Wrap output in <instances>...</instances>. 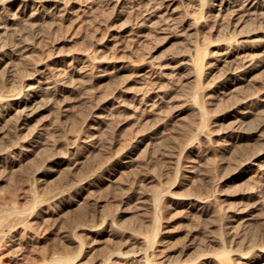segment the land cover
Here are the masks:
<instances>
[{
	"label": "bare ground",
	"instance_id": "1",
	"mask_svg": "<svg viewBox=\"0 0 264 264\" xmlns=\"http://www.w3.org/2000/svg\"><path fill=\"white\" fill-rule=\"evenodd\" d=\"M70 1L69 0H15V1L10 0L7 2L6 0L5 1L0 0V30L5 29L7 31L8 29L11 28L12 25L16 24L18 26L20 23H23L25 25L24 29H20L21 31L19 32L17 31L18 33H16V37L14 36L12 37V38H16V42L14 44L12 43L13 46L11 48L4 49L1 47L3 50H1L0 48L1 50L0 67L2 66L4 67L2 68L4 69V72H8V71L13 72L14 69L11 68V65L12 63L15 64L16 62V61L14 62L13 60L16 58L18 59L24 58L22 62H24V60L27 61V59L25 58L30 57L29 55H25L28 50H32L31 51L32 53L33 52L36 53L35 57L34 55H32V57L30 58H37L36 60L32 59L33 62H30L31 67L28 66L29 62L27 61L28 62L27 68L28 67L30 68V73H28V75L25 74L26 72L23 73L25 75L19 72L21 70L20 68L22 67H18L19 65L16 67L17 69L19 68L18 72L20 74L18 73V76L20 75L19 78L21 77V79L18 78L19 82L21 80V83H18L20 85V87L18 85L19 90H17L18 88H16V86H15L16 90L11 88L13 86H11L10 89L9 87H7L8 84L6 86V83H2L0 85V264H81V261L84 258L89 257L91 255L93 256L98 251L99 252L101 251L100 249L101 244L104 243V241L106 243V238L112 241L115 239H119L118 241L119 246L114 247L113 250L111 249V251L104 246L105 250L107 249L106 252L110 251L109 254L107 253V257L102 258L99 255V257L91 260L92 262L90 260L89 261L85 260L87 263L91 262L92 264H172L174 263V260H179V258L182 257L183 255L185 254L188 255L187 253L190 250L196 249L197 254L195 255V258H193V256H191V254L189 253L190 256H186L189 257L188 260L185 261L181 260L177 262L175 261L174 264H264V246L260 247V244L258 245L259 247L257 249L254 248L255 250L253 251L251 250L252 254L250 253L248 255L246 253L247 255H244L245 254L244 252V254H239L235 258H232L231 257L232 254L228 253L229 249L227 247L228 246L227 239L230 238L231 236L234 237V232L238 226L245 225L246 223L245 228L246 226L249 227L248 224L252 222V220L254 219L251 217V215H253L252 212L260 209L261 202H260L259 193H261L262 191L256 190L254 188L250 189L252 187H249L248 186L249 184H247V187L245 186L246 188L249 187V189L248 190L246 189V191L240 190L242 189L240 187L239 190L241 192L233 189L234 191H238L236 193L231 194V196L235 199V201L232 202L230 206L222 207L219 204L218 193H217L218 187L217 189L214 188V186L220 182L218 181L219 179H217L219 170L223 167H226L227 165L232 166L231 163L234 164L231 168V171L229 170V167L231 166L226 168L228 172L227 170H222L224 172H227L223 174L225 177V179H223L224 181H228V180H233L235 182L242 181L250 173H254V176L258 178V180L261 182V185L264 187V143H262L261 146H257L258 148L252 150H250L249 148L248 150L249 146H252V144H256V143H250L251 140L258 139L263 141L264 139L263 138L264 135L262 136V133H264L263 132L264 131V85H261L260 88L257 87L258 89L254 91L253 90L247 91V90H251V88H247V90L244 89L245 86L251 85L254 78H256L260 73L262 74L264 70V29L260 31L258 29L256 30L255 28H249L250 24H252L254 21L264 24V0H194L195 8L200 11V13L199 12L196 13L199 14H195V12L190 13V11L192 10V8H194V6L192 8L190 7V9L187 8L188 10H190L189 12H186L187 9L183 6H182L183 8L181 9L185 8L184 9L185 11L183 10L184 12L175 11L178 9V8L174 9V4L176 3V0H129V3H131L132 13H130L128 16L130 17V19L131 17L133 18L134 16L135 21H133V23H135L136 25L135 26L134 24L131 23L133 27L135 26V29L133 31L134 36L149 37L148 35L150 31H153L156 33L166 34L169 36V39L175 38V39L189 40L196 37L197 40L199 41L198 35L201 32H202L201 34H203V31L207 29L210 31L211 30L214 31L215 25L217 24V20L220 17H223L228 23V28L229 27L232 28L231 31L233 33L232 34L233 36H231L232 39H228V40L225 39L222 41L220 40L218 41L217 38H219V36L216 35L217 38L215 39H217L218 42L216 41L213 43L212 39L210 41L209 40L210 38L207 39L208 36L207 35H206L207 37L205 36V39L202 40L205 46L212 45L219 48L220 47L223 48V51L221 53L219 52L217 56H214L215 54H217L215 53L217 51L213 52L214 55L212 53H210L212 55L207 54L208 52L204 51L203 49V47L205 46L202 43H198V44H202L199 46L196 41L195 43H191V46L188 47L189 48L188 50L170 53L167 57L163 58L162 60L158 59L159 62L156 61L155 63L150 62L151 64L149 65L145 64L144 62L146 61L143 59L144 57L143 58L141 57L144 60L143 62L144 64L140 65L141 61L143 60L141 61L138 60L136 63L138 64L140 62L139 63L140 66L135 64L137 66L135 69L136 72L134 70L135 73L132 75L134 76L136 74L135 81L139 85L138 87L137 86L131 87L133 89L134 88L136 89L127 95L126 97L127 100L125 102L123 103L119 102V104L116 105L115 103L117 101L116 102L114 101L115 100L114 96H116V94L110 92L109 90V93L114 94V96H111L112 94L106 96V93H108V91L106 90V88L101 87L103 90L107 91L105 93L106 98L105 96H102L104 97V100H102L101 96H99V98L101 99L96 104L95 102H92L95 105L92 104L93 107L89 109L91 110L89 115L81 120L78 119L79 128L74 125L78 129L70 125L72 126L71 127L72 129L73 128L76 129L75 131L73 129L72 132L74 133L70 137L66 135V133L69 134V131L66 133L64 132L65 136H67V137L65 136L61 137L63 141L64 149L59 151L57 150V152H54L52 151V149H50L48 144H47L48 146L45 145L46 149L47 148L50 149V151L49 150L47 151L52 152V154L50 153L51 155L49 154L48 155L45 154L46 156L44 155L45 158L47 156L48 157L42 163L43 165L42 166L39 165L38 168L37 165L42 162L41 161L39 163L38 161L36 163L37 168L33 170L31 174L28 171L22 173L23 170L19 172L22 174V177L19 175L21 179L17 180L18 181L17 183L19 184L15 185L17 184L16 181L15 183H13L10 180L14 185V187L11 186L13 190L10 187L12 191L8 194L4 193V188L7 190L11 184L9 182L10 183L9 186L7 185L8 187L7 186L5 187L6 184H4V182L9 181L8 180L9 173L11 171L14 172L13 171L15 170L14 168L19 163L18 159L13 158L10 160L9 156L18 150H20V153L32 151L33 149H37L40 146H42L43 143L47 142L44 141L43 139L44 129L42 128V126L41 128H39L38 123L37 126L32 125L37 115L40 114L42 115V113L45 112L48 108L49 109L50 107L52 108L51 105L53 106L57 105L59 107V110H61L60 112H63V115L66 116L67 118V115L69 114L68 110L70 109L71 106L70 102L68 101V94H71L72 90L74 89L72 83H74L75 80H76V84L81 81L80 79L84 80L83 78L88 76L87 75L88 70H90L91 72V69H94L96 67L98 68L99 66L97 65V62H99L96 60L97 58H95V60L92 61V58L94 59V55H96V53L92 51L90 52V50L89 52L94 54L91 55L89 53L88 54L85 53L86 58L90 60L88 64L84 62L83 63L69 62L67 68L63 69V68H58L57 66L58 58H54L53 55L50 54L51 52L47 53L45 49L43 50L41 49V52H37L35 49L36 42L42 41L45 35L39 32L40 31L39 28H41L39 25L42 23H46L45 26L48 28L50 27L49 29L51 31H54V29L56 28L55 26L57 24H60L61 26V23H59L58 21L65 20L68 14L71 12L70 4H69ZM93 1H98L99 3L102 2V0H93ZM181 1L183 2V0ZM98 2H96V5ZM79 3L80 5H82L81 4L82 2ZM105 3L107 5L113 3L114 8L116 7L117 9L119 7H122L121 0H108ZM191 5L192 4H190V6ZM186 7H188V5H186ZM97 8L98 6L95 8V10ZM98 9H100V7ZM105 9H109V7H106ZM122 9L120 11H122ZM72 11L74 10L72 9ZM113 13L115 14V12ZM78 14L79 13H77L76 15L78 16ZM157 17L160 20L154 21V19ZM109 20L110 18H108V21ZM47 22L49 23L48 24L49 26L47 25ZM100 22L101 20L99 19L98 21L99 26H96L98 27V29H95L94 31L101 32L100 29L102 26L104 27L103 24L107 22V19L105 20L104 23H102L101 26H100L101 24ZM222 22H221V31L224 26V25L222 26ZM212 23L214 27H212ZM228 28H226V30H228ZM103 29L106 30L105 28ZM260 32H262V35L260 37L254 38V36ZM31 33L34 36L32 35L33 38L30 37L29 38L30 40L31 39L33 40H31L30 42L28 39V41L25 42L24 41L25 37L28 38L27 35ZM106 33L104 36L105 40L103 39V37L101 38L105 41L104 42L102 40L104 43L103 42L101 43L98 38L97 40H95L96 48L92 45L95 49H99L98 50L99 52L97 51L98 53L103 51L102 49H101L102 51H100V43L103 44V48L106 49L108 48V44L106 43L113 41L112 40L113 37H111L112 34L106 35ZM216 33L220 34V32L219 33L216 32ZM161 34L158 37L162 38ZM154 35L155 33L153 34V36ZM150 36L153 37L152 34H150ZM154 37H153L154 40L153 38L152 39L148 38L149 41L150 40L155 41V39H157L156 35ZM144 39L146 38H143V40ZM163 39L166 40V38ZM14 40L12 39V41ZM162 40L160 41L162 42ZM132 41L130 42L132 43ZM193 41L195 40L193 39ZM124 42L126 43V41ZM124 42H122V44ZM139 43H142V40ZM143 43H145V41H143ZM154 43H156V41ZM181 43L182 45L184 44L183 42ZM40 44L42 46V43ZM114 44H112V46ZM145 45L147 47V44ZM145 45H143L142 47L143 49L146 48ZM36 47H39V45ZM113 48L115 49V47ZM142 48H140V50ZM148 48H150V46ZM170 48L168 49L169 51H171ZM90 49L92 50V48ZM110 49L112 48L110 47ZM145 50L146 49H144V51ZM172 50L175 51L174 49ZM149 51L147 49L145 53ZM153 51H150V54ZM152 59L154 60L155 58ZM85 61H87V59ZM19 62H20V66H22L21 65L22 62L20 61V59ZM27 62L22 64H27ZM9 68H11V70H9ZM4 72L2 70V73ZM171 73H173L172 75H176V76L181 75V77H184V79L192 82L194 84L192 85V87L193 88L195 87L193 93L189 95L190 93L188 92L193 90V88L192 90L191 88H189L187 89L188 96L186 95L185 98L180 99L178 97V96L181 97L182 93L179 95L180 91L178 92L177 97L176 94L174 95V93L172 94L171 92H169L170 90L177 92V90L180 87V85L178 84L181 83V81H179V83L174 84L171 81L172 80L171 78H170L171 80L168 81L169 83L172 84L166 83V80L168 79V76ZM14 75H16V72L13 74V76ZM91 75L94 76L93 73ZM210 76H212L211 80L213 79L212 83L211 81L208 80L210 84L208 82L202 84L203 83L202 80ZM87 78L89 79V77ZM94 78L96 79L97 76ZM174 78L176 80V77ZM261 78L263 79L264 76H262ZM261 78H259V81L261 80ZM77 80L79 81L77 82ZM90 80L91 82H94L92 81L93 79L90 78ZM15 81H17L16 78ZM259 81L257 79V82ZM85 82L86 84L88 83L87 81ZM167 84L169 85V89L167 87L168 86ZM83 85L85 86V84H82V86ZM113 85L110 86L112 87ZM79 86L81 85L79 84ZM110 86L107 87V89L111 88ZM253 86L250 87L253 88ZM88 87H89V83H88ZM114 87L115 86H113L111 89L113 90ZM117 87L118 86H116V88ZM165 87H167L168 90ZM92 88H90L89 90L91 91ZM75 89L77 90V88ZM94 90H93L94 93L98 92L97 89L94 88ZM129 90H126V92L127 91L129 92ZM83 91L84 90H82V92ZM93 91L92 93H90V95L93 94ZM99 92L101 91L99 90ZM101 93L104 92L102 91ZM101 93L100 95H103ZM47 96H49V99H47ZM42 97H43L42 100L46 98L48 103L45 101L46 104L45 103L40 104L39 101H41L40 98ZM84 97L85 96L83 97L81 96L80 99ZM90 97L91 96H89L88 98ZM116 98H120V97H116ZM92 99L93 98H91V100ZM119 100L122 101V99ZM85 101L87 102V100ZM175 103L176 105H174L175 107H173V110L175 112V118L177 117H179V119L181 117L183 118V114L189 112L190 114L193 115V116L191 115L193 119L191 118L190 121L189 119H187L188 121L186 120L189 125L187 124L188 126L185 127L186 126V122H185V126L184 125L182 126L185 127V129L181 130L184 132L181 134L180 137L177 136V134L178 132L181 131L177 130L178 132L176 136L177 138H179L177 145H170L167 144L168 143L167 142L165 143L163 148L162 147L159 148V150L162 148V151L160 152V154H158L160 155L159 158L163 157V159L164 158L167 159L166 162L168 161L171 164V166L172 165L176 166L174 168V176L176 180H174V182L172 181L173 183L170 184L168 183L169 185H166L163 182V179L168 175V173L166 176L164 175L165 177L163 179L162 177H159V175L155 173L152 176L149 175L148 174L149 171L146 168L140 166V164H143L142 163L143 161L140 160L139 158L143 155L145 156V154H147V151L151 146H153L154 148L156 143H160L162 141V140L159 141L160 139H162V137L159 136L160 134L158 135L159 132L157 131V128H159L160 122L158 124L159 118H156V116L162 115L161 107H163L164 105H167V108H170L169 110L171 111V113H173L171 106ZM222 103L223 104L225 103V106ZM74 105L73 108L75 107ZM219 105L220 106L222 105L221 108ZM80 107L77 106L76 111H80L78 110V108ZM85 107H87V105H85ZM119 109L121 112L123 110L125 112L133 111V113H137V114L141 113L139 114V116L144 115L142 117L144 118L151 117V119H148L146 122H144L146 126L143 127V130L141 132L139 131L140 133L136 134V136L134 135L135 138L133 140L130 139L131 142H129L130 141L129 140L126 144H124L125 145L124 147L121 145L123 147L121 154L123 155L124 161H122V159L119 158L118 160L115 158L111 159L110 156H106L104 154L103 155L106 156L107 158L105 160L95 158V156L92 157L93 154L95 153L97 154V152L95 151L100 148V134H102V132H104L106 128H108L109 130L111 129V127L109 128V124L110 121H112L111 114L113 113V110L119 111ZM70 110L73 111V109ZM170 111L168 112L170 113ZM57 112L60 113L59 111H56V114ZM80 112L82 113V111ZM168 112H166V114ZM121 114L123 115V112ZM51 115L52 114H50V117ZM76 115L78 116L77 112ZM127 115H129V113H127ZM170 115L168 116V119L172 118V116ZM10 116H13V119L11 117L12 127L10 129H6V126H8L9 124L5 126V122L10 121L9 119ZM80 116L84 117L83 114L82 115L79 114V117ZM166 116L167 115H165V117ZM134 117L135 115L132 117V119ZM142 117H141V121H142ZM152 117L154 118V122L149 121L152 120ZM41 118L43 119V117ZM122 118H124V116ZM45 119H46V114H45ZM45 119H43L44 122ZM163 119L166 118L163 117ZM59 121L60 119L58 120L57 123H59ZM49 122L51 123V121ZM73 122L74 121L72 122L70 121L69 123H73ZM124 122L125 121L123 120V123ZM161 122H163V120ZM61 124L62 125L64 124L63 121ZM178 124L180 126L178 127L182 128L179 121ZM142 125L143 124H141V126ZM65 126L66 125L64 124V126L62 127L68 130L67 129L68 125L66 127ZM138 126L140 127V124L137 125V128L136 127L135 128L139 130L140 128H138ZM46 127L48 128V126ZM168 128H170V124ZM50 129H53V127H51ZM117 129L118 128H116V131ZM126 130L124 132H126L127 134L128 131ZM130 130L132 131L131 127ZM110 134L112 136V133ZM127 135H131V132H128ZM56 136L58 135L56 134ZM102 136H105V133H103ZM131 136L133 137V135ZM52 140H54V138ZM57 140H54V142ZM122 141L124 142V140ZM260 143H258V145H260ZM56 145L57 143L54 146ZM144 145L145 148L141 149ZM161 146L163 145L161 144ZM106 147L108 148L109 146ZM106 147L104 149H106L107 152ZM46 149L44 148V151L43 150L41 151L47 153ZM119 149H121V147ZM111 150L107 152V155L111 153ZM135 155L137 156L135 157ZM151 157H158V156L154 155ZM159 158L157 160H159ZM41 159L42 160L44 159L43 155ZM119 160H121L125 164L124 166V168H126L125 171H121L115 168V163ZM154 161L156 162V160ZM208 163L210 165H208L207 171L205 168V172L199 174L200 183H198V187L196 189L194 188V191L192 192L191 190L193 187V183H191V181L189 180L192 175L190 173L196 174L199 171L200 166L202 167L203 165L207 166ZM25 164L26 165L29 164V166H32V164L30 163H25ZM82 166L86 167V169L84 168L82 169L83 171L81 170ZM137 166H139L138 170H134ZM19 170L20 168H18V170L16 171ZM164 170H166V168ZM157 173L159 174V172ZM15 174H17V172H15ZM223 175L221 177H223ZM51 178H55V179L52 180L53 182L50 181L52 183L49 184V179ZM168 178L171 177L168 176ZM249 179L248 181L250 182ZM255 180L257 181V179ZM253 181L254 180H252L251 182ZM256 181H254L255 185L258 184V181L257 183ZM40 185H46L48 186V188H50L49 189L50 194L46 192L48 196H43V195L41 196L34 193L32 194L35 188L36 187L39 188ZM149 185L152 187L149 188ZM173 187H177L183 192L186 191V194L184 193L183 194L179 193L180 195L174 194V192H172ZM148 188L150 190V193L147 191ZM213 188L215 190H213ZM116 190H122V192L118 191L121 192L119 194V197H117L119 199L118 209L117 208L114 209L113 207L114 210L116 209L117 210L116 211L113 210L112 212L108 210L109 209L108 208L107 209L108 211L104 212L105 203L111 200V199L109 200L107 196L105 197V192L110 191L111 193L112 192L114 193L115 191L116 192L115 194H117ZM222 191H223L222 193L228 192V191L224 192V190ZM41 194H44L43 191ZM131 198L135 199L134 201L135 205L133 206L131 205L124 208L123 205L127 204L128 200H130ZM149 201L151 203V206H153V209L156 212L155 214L156 216L153 215L152 217L153 219H150V222H152V224L150 225L152 228L151 227L150 228L153 229L154 231L153 234H151L150 231L149 233L144 232V234H142L141 232L132 229L134 225L131 228L128 227L127 220L129 218L127 219V215L129 214V212H136L138 209H142L141 205H145V203L146 202L149 203ZM166 203H170L171 205L173 204L176 206L183 204L191 208V210H194L195 213L198 214L199 216H208L212 218L213 222H217L216 224L218 229L216 230L218 231V234L212 235L211 234L212 232L209 235L203 234V238L201 237L200 242H197L200 231L198 229L196 230L191 229L192 230L191 232L189 233L187 232L188 234L187 243L184 242L181 244L180 243L181 239H179L178 243L180 245L175 242H174L175 244H172V237H173V233L171 232L172 229L171 230L169 229V231L166 230V226H163L164 224L157 216V213H159L158 212L159 209H162V207H164ZM75 206L77 208L76 212H78L76 214L77 216L62 221L61 218L63 219V216L66 214L65 211L66 210L68 211V209L71 210V208ZM115 206H117V204H115ZM67 216H69V214ZM172 216L171 217L174 218V214ZM133 217L135 218L136 216ZM163 219L165 218L163 217ZM190 219L192 220V218ZM138 220L139 221L136 220L137 221L136 223L140 222V219ZM165 220L162 221L164 222ZM208 223L210 224V222ZM262 224L264 225V223ZM143 225L145 224H142V226ZM187 225L189 226V224ZM252 227L253 225L249 227L250 228L249 230H251ZM258 227L256 232L258 231ZM145 229H148V227H146ZM256 232L253 233L252 231L253 235L254 234L255 236L257 235L255 239L258 238V235L260 234V233L256 234ZM49 233L50 234L56 233V235H59L60 239L55 243L53 241V244H51L50 243L51 241L49 242L48 237L46 236ZM239 234L241 233H238V235L236 234V236H239ZM81 235H83V238L85 236L90 240L88 241L83 240ZM66 240H72L73 243L77 242L76 245H73V248L77 249V251L74 252L75 253L74 255L73 252H71L72 247H70L66 243ZM150 241L153 242L152 243L153 246L151 245L152 251L150 248H148L149 246L148 244L150 243ZM232 242H234V238L232 239ZM242 244L244 243L242 242ZM242 244L240 245L242 246ZM108 247L112 248L111 246ZM247 247H249V245H247ZM230 248L232 249L231 246ZM148 249H150L151 252L148 251ZM193 253L194 252H192V254ZM191 257L193 259H190ZM90 258L92 259L93 257H89L88 259Z\"/></svg>",
	"mask_w": 264,
	"mask_h": 264
},
{
	"label": "rangeland",
	"instance_id": "2",
	"mask_svg": "<svg viewBox=\"0 0 264 264\" xmlns=\"http://www.w3.org/2000/svg\"><path fill=\"white\" fill-rule=\"evenodd\" d=\"M3 1H5V0H3ZM7 2L8 1H10V0H6ZM12 1H15V0H12ZM70 1V0H69ZM74 1H76V2H74ZM86 1H87V3H86ZM90 1V2H89ZM72 0V1H70L69 2V4H70V13L68 14V16L66 17V19L65 20H63V21H58L59 23H61V26H60V24H57L55 27V29H56V31H55V29H54V31H51L48 27H46L45 25H46V23H42V24H40L39 26L41 27V28H39V32L41 33V34H45L44 35V39L42 40V41H38V42H36V44H35V49H36V51L37 52H41V49L43 50V49H45L46 50V52L47 53H49V52H51L50 54H52L53 55V57L54 58H58V63H57V66H58V68H67V66H68V63L70 62V63H79V62H84V63H86V64H88L89 63V61L90 60H88V58H86V54H91V55H93L94 53H96V55H94V59L92 58V61L93 60H95V58H97L96 60L97 61H99L100 62V60H101V62H100V64H99V62H97V65H99L98 66V68H97V70H96V68H94V69H91V72H90V70H88L87 71V75L88 76H86V77H84L83 79L85 80V81H87L88 83H89V87H88V83L86 84V82L84 81V80H82V79H80L81 81L80 82H78L79 80H77V84H76V80L74 81V83H72L73 84V86H74V89L72 90V93L71 94H68V101L70 102V104H71V106H70V109H73V111L72 110H68V115H67V118L68 119H70V120H68L67 118H66V116H64L63 115V112H60L61 110H59V107L57 106V105H51L52 106V108L50 107V109L48 108L45 112H43L42 113V115L40 114V115H37V117L35 118V120L33 121V123H35V124H33L32 123V125L34 126H37V123H38V126H39V128H41V126H42V128L44 129V133H43V139H44V141H47V142H45V143H43L42 144V146H40L39 148H37V149H33L32 151H28V152H25V153H20V150H18V151H15L14 153H12L10 156H9V159L11 160V159H13V158H16V159H18V165L14 168L15 170H13L14 172H10L9 173V181H6V182H4V184H6L5 185V187L8 185L9 186V184H10V186L8 187V189L6 190L5 188H4V193H6V194H8V193H10L12 190H13V188L11 187V186H13L14 187V185H13V183H15V181H16V183L18 182L17 180H20L21 179V177H22V174L21 173H19V172H21L22 170H23V172L22 173H24L25 171H28L30 174H31V172L33 171V170H35L37 167L39 168V165L40 166H42L43 164V162L45 161V159L48 157H46L45 158V154H49V155H51L52 154V152H49L50 151V149H52V151H54V152H57V150L59 151V150H63L64 149V147H63V141H62V139H61V137H64L65 136V133L66 132H68L69 131V134L68 133H66V135L67 136H71L74 132H72L73 131V129H74V131L76 130V129H78L79 128V123H78V119H83V118H85L86 116H88L89 115V113H90V111L91 110H89V109H91V107H93V105H95L101 98H102V100H104V97H102V96H105V93L108 91V93H109V90H110V92H112V93H115L116 94V96H114V94H108V93H106V96H109V95H111V96H114L115 97V104L116 105H118L119 104V102L120 103H123V102H125L126 100H127V95L130 93V92H132V91H134L136 88H131V87H138V83L135 81V77H136V74L134 75V76H132L135 72H136V65L135 64H137L136 62L138 61V60H145L146 62H144V60L143 61H141V63H140V65H142V64H147V65H149V64H151L150 62H152V63H155V61L156 62H159L158 61V59H160V60H162L163 58H165V57H167L170 53H173V52H177V51H186V50H188L189 48L188 47H190L191 46V43H195L196 41H197V44L198 43H202L204 46H205V44H204V42L202 41V40H204L205 39V36L207 37V39L208 38H210L209 40L211 41V39H212V41H213V43L214 42H216L217 41V39H218V41L220 40V41H222V40H225V39H232V37L231 36H233L232 34V28L231 27H229L228 28V23H227V21L223 18V17H220L218 20H217V24L215 25V30L214 31H210V30H205V31H203V34H199L198 35V39H199V41H201V42H199L198 40H197V38L196 37H194V38H192V39H189V40H183V39H175V38H170L169 39V36L168 35H166V34H161V33H156V32H153V31H150V33H149V37H137V36H134L133 35V31H134V29H135V23H133V21H135V19H134V16H133V14H132V16H133V18L131 17V19H130V17L128 16L130 13H132V8H131V3H129V0H121V5H122V7H119L118 9L115 7L114 8V4L113 3H111V4H109V5H107L105 2H107L108 0H102V2H98V1H93V0ZM92 1V2H91ZM180 1V2H179ZM184 1H185V4H184ZM189 1H190V3H189ZM73 2V3H72ZM79 2H82L81 4L82 5H80V3ZM93 2H94V5H93ZM96 2H98L97 3V5H96ZM107 5H105V4ZM181 3V4H180ZM187 3V4H186ZM74 4V5H73ZM101 4V5H100ZM181 6H180V5ZM190 4H192L191 6H190ZM93 5V6H92ZM186 5H188V7H186ZM92 8H91V7ZM98 6V8L100 7V9H96L95 10V8ZM102 6V7H101ZM104 6V7H103ZM126 8H124V7ZM185 7L186 9L188 8V9H190V7L192 8L193 6H194V8H192V10L190 11V10H186V12H189L190 11V13H193V12H195V14H199L200 13V11L199 10H197L196 8H195V1L194 0H183V2L181 1V0H176V3L174 4V9H176V8H178L177 10H175V11H177V12H184L185 10V8L184 9H181V8H183V7ZM106 7H109V9H105ZM114 8V9H113ZM123 8V9H122ZM72 9L74 10V11H72ZM94 9V10H93ZM122 9V11H120ZM180 9V10H179ZM196 9V10H195ZM82 10V11H81ZM124 10V11H123ZM127 10V11H126ZM184 10V11H183ZM78 11V12H77ZM85 11V12H84ZM88 11V12H87ZM92 11V12H91ZM131 11V12H130ZM87 12V13H86ZM113 12H115V14L113 13ZM122 12V13H121ZM128 12V13H127ZM196 12H199V13H196ZM77 13H79L78 14V16L76 15ZM82 13H83V16H82ZM125 13V14H124ZM74 14V15H73ZM91 14V15H90ZM115 16H114V15ZM85 15V16H84ZM121 15V16H120ZM71 16V17H70ZM81 16V17H80ZM72 18V19H71ZM105 18V19H104ZM108 18H110V20L108 21ZM223 18V19H222ZM75 19V20H74ZM93 19H94V21H93ZM99 19L101 20V24H100V26L102 25V23H104L105 22V20L107 19V22H105L103 25H104V27L103 28H105L106 30H104L102 27H101V32H99V31H94L95 29H98V27H96V26H99L98 25V21H99ZM104 19V20H103ZM98 20V21H97ZM102 20H103V22H102ZM158 20H160L158 17L157 18H155L154 19V21H158ZM225 22H224V21ZM132 21V22H131ZM223 21V22H222ZM64 22V23H63ZM96 22V23H95ZM221 22H222V26H223V29H222V31H221ZM62 23H63V25H62ZM107 23V24H106ZM134 24L135 26L133 27L132 26V24ZM215 23V22H214ZM224 23V24H223ZM23 23H20L18 26L15 24V25H12L11 26V28L10 29H8L7 31L5 30V29H1L0 30V48L2 47V48H4V49H7V48H11L12 46H13V44L16 42V38H12L13 36L14 37H16V33H18L19 31H21L20 29H24V27H25V25L23 24ZM49 23L47 22V25H48ZM94 24V25H93ZM97 24V25H96ZM21 25H22V27H21ZM59 25V26H58ZM264 24L263 23H260V22H256V21H254L252 24H250V27L249 28H255L256 30L258 29V30H260V31H262L263 29H264ZM19 26H20V28H19ZM49 26V25H48ZM106 26V27H105ZM110 26V27H109ZM254 26V27H253ZM261 27V28H259V27ZM27 27V26H26ZM124 27V28H123ZM212 27H214V25H213V23H212ZM258 27V28H257ZM263 27V28H262ZM18 28V29H17ZM60 28V29H59ZM108 28V29H107ZM133 28V29H132ZM226 28H228V30H226ZM47 29H48V31H47ZM130 29H131V31H130ZM219 29V30H218ZM231 29V30H230ZM50 30V31H49ZM102 30H103V32H102ZM110 32H108V31ZM123 30V31H122ZM18 31V32H17ZM45 31H46V33H45ZM58 31V32H57ZM106 31H107V33H106ZM207 31V32H206ZM230 31V32H229ZM3 32V33H2ZM43 32V33H42ZM49 32H51V33H49ZM131 32V33H130ZM152 32V33H151ZM205 32V33H204ZM216 32H220V34H217ZM231 33V34H229V33ZM29 33H30V31H29ZM53 33V34H52ZM105 33H106V35L108 34H112V36L111 37H113V41H110L109 43H106V44H108V48H103V44H101L105 39H104V36H105ZM129 33H130V35H129ZM155 33V35H156V38L158 39H155V41H156V43H154L155 41H153L154 40V36H153V34ZM210 33V34H209ZM225 35H224V34ZM11 34H12V36H11ZM47 34V35H46ZM150 34H152V36L154 37H151L150 36ZM160 34H161V37L162 38H160V37H158V36H160ZM212 34V35H211ZM33 34L31 33V34H28L27 36H28V38L27 37H25V39H24V41L26 42V41H28V39H29V41L31 42V40H33V39H31L30 40V38H33V36H32ZM103 35V36H102ZM117 35V36H116ZM219 36V38H217V36ZM262 35V32H260V33H258L257 35H255L254 36V38H256V37H260ZM32 36V37H31ZM46 36H48V37H46ZM127 36V37H126ZM216 36V37H215ZM30 37V38H29ZM103 37V39H101ZM116 37H118V38H116ZM121 37V38H120ZM132 37H134V38H132ZM168 37V38H167ZM221 37H222V39H221ZM26 38H27V40H26ZM99 38V40H100V51H102V52H100V53H98L99 51V49H95L96 47V41L95 40H97ZM125 38V39H124ZM129 38V39H128ZM137 40H136V39ZM143 38H146V39H144L143 40ZM152 39L153 38V40H150L149 41V39ZM160 38V39H159ZM163 38H166V40H164ZM201 38V39H200ZM215 38H217V39H215ZM12 39L14 40V41H12ZM119 39V40H118ZM127 39V40H126ZM134 39V40H133ZM164 41H163V40ZM193 39L195 40V41H193ZM98 40V41H99ZM103 40V41H102ZM123 40V41H122ZM133 40V41H132ZM142 40V43H139L140 41ZM146 40H148V41H146ZM160 40H162V42L160 41ZM183 40V41H182ZM97 41V42H98ZM116 41V42H115ZM120 41H122V42H124V41H126V43L124 42L123 44H122V42H120ZM130 41H132V43L130 42ZM143 41H145V43H143ZM166 41V42H165ZM217 41V42H218ZM105 42V41H104ZM103 42V43H104ZM120 42V43H119ZM135 42V43H134ZM150 42H152V43H150ZM178 42V43H177ZM181 42H183L184 44L182 45V43ZM186 42V43H185ZM13 43V44H12ZM40 43H42V46H41V44ZM92 43V44H91ZM115 43V44H114ZM151 44V45H149V44ZM160 45H159V44ZM112 44H114L113 46H112ZM127 44V45H126ZM140 45V46H138V45ZM145 44H147V47H146V45ZM202 44H198L199 46L200 45H202ZM39 45V47H36V46H38ZM95 47H93V46ZM115 45H118V46H115ZM143 45H145V47L146 48H144V49H146L145 51H147V49H148V51L150 50V51H153L151 54H150V51L149 52H147V53H145V51H144V49L142 48L143 47ZM150 46V48H148L149 46ZM158 45V46H157ZM48 46H49V48H48ZM156 48H155V47ZM170 46H171V48H170ZM209 46V47H208ZM40 47H42V48H40ZM46 47V48H45ZM110 47L112 48V49H110ZM113 47H115V49L113 48ZM117 47V48H116ZM155 49H154V48ZM159 47V48H158ZM169 47L170 48V50L171 51H169L167 48ZM1 48V50H3ZM48 48V49H47ZM90 48H92V50L90 49ZM119 48V49H118ZM140 48H142L141 50L143 51V53H142V51L140 50ZM166 48V49H165ZM102 49V50H101ZM137 49H139V50H137ZM172 49H174L175 51H173ZM203 49H204V51H207L208 53L207 54H209V55H214V53L213 52H215V51H217V52H215V53H217V54H215L214 56H217L218 54H219V52L221 53L222 51H223V48L222 47H216V46H212V45H206L205 47H203ZM0 50V51H1ZM89 50H90V52L92 51V52H94L93 54L92 53H90L89 52ZM96 50V51H95ZM112 50V51H111ZM158 50V51H157ZM209 50H211V51H209ZM32 50H28L27 51V53L25 54V55H29L30 57H32V55H34V57L36 56L35 54V52H31ZM98 51V52H97ZM137 51H141L140 53L139 52H137ZM164 51V52H163ZM82 53V54H81ZM86 53V54H85ZM210 53H212V54H210ZM100 54V55H99ZM143 54H144V56H143ZM74 55V56H73ZM84 55V56H83ZM97 55H99V56H97ZM152 55V56H151ZM77 56V57H76ZM82 56V57H81ZM145 56H146V58H148V59H146L145 58ZM25 58V59H27V61L29 62V65H28V62L27 61H25L24 60V62H22L23 61V59L22 58H19L20 59V61L22 62V63H26L27 62V64H22L21 63V65L22 66H20V62H19V59L18 58H16V59H14L13 61L15 62V64H13L12 63V65H11V68L12 69H14V71L16 72V75H14L13 76V74L15 73L14 71V73L13 72H10V71H8L9 72V74H8V72H4V69H2V68H4L3 66L2 67H0V80L2 81H0V85L2 84V83H6V86H7V84H8V86L7 87H11V86H13V87H11L12 89H14V90H16V88H18L17 90H19V87H20V85L18 84V83H21V80H20V82H19V79H21V77L19 78V76H18V73L20 72L21 74H23V73H25L26 75H28V73H30V68L29 67H31V64H30V62H33L32 61V59H37V58ZM80 57V58H79ZM143 59H142V58ZM162 57V58H161ZM99 58H100V60H99ZM106 58V59H105ZM140 58V59H139ZM152 58H155L154 60L152 59ZM83 59V60H82ZM87 59V61H85ZM77 60V61H76ZM12 61V62H13ZM148 61V62H147ZM60 62V63H59ZM144 62V63H143ZM139 63L137 64L138 66H140L139 65ZM127 64V65H126ZM132 64V65H131ZM19 65V66H18ZM27 65L29 66L28 68H27ZM125 65V66H124ZM22 67V68H20L21 70L18 72V70H19V68L17 69L16 67ZM25 66H26V68H25ZM123 66V67H122ZM126 66H128V67H126ZM131 66H132V68H131ZM117 67V68H116ZM11 68H9V70H11ZM17 70H16V69ZM24 68V69H23ZM116 68V69H115ZM120 68V69H119ZM126 69V70H125ZM2 70H3V72L5 73H2ZM25 70H27V71H25ZM131 70V71H130ZM134 70H135V72H134ZM263 72H264V70H263ZM263 72H262V74L260 75H258L256 78H254V80H253V82H252V84L254 85L255 84V82H256V84L253 86L252 84L251 85H248V86H245L244 87V89H246L247 90V88H251V90H247V91H254V90H257L258 88H260L261 87V85H264V82H262V81H264V78L262 79L261 77L262 76H264V74H263ZM7 73V74H6ZM11 73V74H10ZM13 73V74H12ZM19 73V74H20ZM93 73V75L94 76H92L91 74ZM25 74H23V75H25ZM173 73H171V74H169V76H168V79L166 80V83H168V84H172V83H169V81L168 80H171L174 84H177V83H179V81H181V83H179L178 85H180V87H179V89L177 90V92L176 91H172V90H170L169 92H171L172 94L174 93V95L176 94V97L178 96V92H179V95L181 94V97L180 96H178L180 99L181 98H185L186 97V95L188 94V93H190L189 95H191V93H193V91L195 90V87L193 88L192 87V85H194L192 82H190L189 80H186V79H184V77H181V75H172ZM12 75V76H11ZM22 75V76H23ZM101 75V76H100ZM97 76V78L95 79L94 77H96ZM261 76V77H260ZM14 77V78H13ZM87 77H89V79L87 78ZM131 77H132V79H131ZM173 77V78H172ZM174 77H176V80H175V78ZM211 77L212 76H210V77H208V78H206V79H203L202 80V84H204V83H207L208 82V80L209 81H211V83H212V81H213V79L211 80ZM9 78H10V80H9ZM15 78H16V80L17 81H15ZM19 78V79H18ZM90 78L91 79H93L92 81H94V82H91V80H90ZM101 78V79H100ZM171 78V79H170ZM179 78V79H178ZM259 78H261V80L259 81ZM88 79V80H87ZM95 79V80H94ZM134 79V80H133ZM184 79V80H183ZM257 79H258V81L259 82H257ZM90 80V81H89ZM174 80H175V82L176 81H178V82H174ZM256 80V81H255ZM84 81V82H83ZM132 81V82H131ZM134 81V82H133ZM168 81V82H167ZM184 81V82H183ZM11 82H12V84H11ZM85 84V86L83 85L82 86V84ZM111 83H113V84H111ZM209 84H210V82H208ZM75 84V85H74ZM79 84L82 86H79ZM167 84V85H168ZM18 85H19V87H18ZM77 85H78V87H77ZM110 85H113V86H115L114 88H116V86H118L116 89H114L113 88V90H114V92H113V90L111 89L112 87L110 86ZM135 85V86H134ZM183 85V86H182ZM206 85V84H205ZM15 86H16V88H15ZM91 86V87H90ZM111 87V88H108L107 89V87ZM120 86H121V88H120ZM250 86H253V88L252 87H250ZM93 87V88H92ZM106 88V90L107 91H105V90H103L102 88ZM123 87V88H122ZM125 87V88H124ZM168 87V89H169V85L167 86ZM167 87H165L166 89H167ZM187 87V88H186ZM255 87V88H254ZM258 87V88H257ZM10 88V89H11ZM75 88H77V90L75 89ZM79 88V89H78ZM85 88V89H84ZM90 88H92L91 89V91L89 90ZM94 88L95 89H97V91L98 92H95L94 93V91H96V90H94ZM100 88V89H99ZM128 88V89H127ZM189 88H191V90H192V88H193V90L192 91H190V92H188L187 91V89H189ZM81 89V90H80ZM102 89V90H101ZM130 89V90H129ZM167 89V90H168ZM182 89H183V91H182ZM75 90V91H74ZM79 90V91H78ZM82 90H84L83 92H82ZM94 90V91H93ZM99 90L102 92H104V93H101V92H99ZM124 90V91H123ZM126 90H129V92L127 93L126 92ZM185 90V91H184ZM245 90V91H246ZM92 91H93V94H91L90 95V93H92ZM116 91V92H115ZM120 92V93H119ZM185 92V93H184ZM188 92V93H187ZM79 93H80V95L83 97V96H85L84 98H82V99H80L81 98V96L79 95ZM100 93L101 94H103V95H100ZM123 93H125V94H123ZM122 94H123V96H122ZM184 94H185V96H184ZM77 95V96H76ZM94 97H93V96ZM80 96V97H79ZM89 96H91L90 98H88ZM99 96H101V98H99ZM106 96H105V98H106ZM188 96V95H187ZM70 97H71V99H73V100H71L70 99ZM73 97V98H72ZM116 97H120V98H116ZM122 97V98H121ZM91 98H93L92 100H91ZM41 99V101H43V102H41V101H39V103L41 104H43V103H45L46 104V102H47V100H46V98H44V100H42L43 99V97L42 98H40ZM47 99H49V96H47ZM78 99V100H77ZM81 101H80V100ZM118 99V100H117ZM119 99H122V101H120ZM75 100H77V101H79V102H77V101H75ZM85 100H87V102L85 101ZM46 101V102H45ZM71 101H72V103H71ZM76 103H74V102ZM85 101V102H84ZM84 102V103H83ZM92 102H95V104L94 103H92ZM48 103V102H47ZM86 103V104H85ZM75 104V105H74ZM79 104H81V105H79ZM84 104V105H83ZM89 104V105H88ZM93 104V105H92ZM223 104V103H222ZM73 105L76 107H74L73 108ZM85 105H87V107H85ZM91 105V106H90ZM174 105H176V103L175 104H173L171 107V109H172V112L173 113H171V111L169 110L170 108H167V105H164L163 107H161V113H162V115H157L156 116V118H159L158 119V124H159V122H160V124H159V128H157V131L159 132L158 133V135L160 136V137H162V139H160L159 141H161L160 143H156V145L154 146V148H153V146H151L150 148H149V150L147 151V154H145V156H146V158H145V156L143 155V156H141L139 159L140 160H142L143 162V164H140V166L141 167H144V168H146L148 171H149V175H154V173L155 174H157V175H159V177H162V179L167 175V173H168V175L163 179V182L166 184V185H169L170 183H173L174 182V180H176L175 179V176H174V168L176 167L175 165H172L171 166V164L168 162H166V160L167 159H163V157L161 158H159V156L160 155H158V154H160V152L162 151V148L164 147V145H165V143H167V144H170V145H177V142L179 141V138H177V136H181V134L184 132V131H181V130H184L185 129V127H187L189 124H188V120L187 119H189V121H190V119L192 118L193 119V117H191V115L192 114H190L189 112H187V113H185V114H183V118L181 117L180 119H179V117H177V118H175V112H174V110H173V107H175ZM224 106H225V103L223 104ZM77 106H81L80 108L82 109H80V108H78V110H80V111H82V113L80 112V111H76L77 110ZM110 106H112V105H110ZM220 106V105H219ZM222 106V105H221ZM221 106H220V108H221ZM85 108V109H84ZM75 109V110H74ZM121 109V108H120ZM120 109H119V111H114L113 110V115L111 114V118H112V121H110V124H109V128L111 127V131L108 129V128H106V130L104 131V132H102V134L103 133H105V136H107V137H105V136H102V134H100V150L99 149H97L95 152H97V154L95 155V154H93V156L92 157H94L95 156V158H99V159H107L106 158V156H110L111 157V159L112 158H115V159H117L118 160V158L119 159H122V161H124V158H123V155L121 154V152H122V149H123V147L125 146L124 144H126L130 139L131 140H133L135 137H134V135L136 136V134H138V133H140L142 130H143V127H145L146 126V124H144V122H146L148 119H151V117H149V118H144V117H142V116H144V115H142V116H139V114H141V113H133V111H123L122 110V112H123V115L121 114L122 112L120 111ZM164 109V110H163ZM50 110V111H49ZM83 110H84V113H83ZM170 111V113L168 112V111ZM56 111H59L60 113H58L57 112V114H56ZM89 111V112H88ZM73 114H72V113ZM76 112L78 113V116L76 115ZM80 112V113H79ZM118 112H120V113H118ZM132 112V113H131ZM166 112H168L167 114H166ZM127 113H129V115H127ZM163 113H165V114H163ZM189 113V114H188ZM45 114H46V119H45ZM50 114H52L51 115V117H53V118H51L50 117ZM72 114V115H71ZM79 114H83V116L84 117H79ZM170 114H172V115H170ZM60 115H62V116H60ZM127 115V116H126ZM135 115V117L132 119V117ZM165 115H167L166 117H165ZM172 116V118H170V119H168V116ZM43 117V119H45V122H44V120L41 118V117ZM124 116V118H122V117ZM140 118H138V117ZM164 118H166V119H163V117ZM173 116H174V118H173ZM193 116V115H192ZM11 117H12V119H13V116H10V121H9V119H8V121L9 122H5V126L6 125H8V126H6V129H10L12 126H11V123H12V119H11ZM60 117H62V118H60ZM74 117H77V118H74ZM79 117V118H78ZM122 118V119H120V118ZM141 117H142V121H141ZM188 117H190V118H188ZM38 118V119H37ZM51 118V119H50ZM126 118V119H125ZM130 118V119H129ZM162 118V119H161ZM186 118V119H185ZM38 120V122H37V120ZM41 119V120H40ZM60 119V121H59V123L61 122L62 123V121H63V123L67 126L68 125V130H66V128H64V127H62V126H64V124L62 125L61 123V126H60V124L59 123H57L58 122V120ZM61 119H62V121H61ZM119 119V120H118ZM129 119V120H128ZM173 119H174V121H173ZM179 119V120H178ZM39 120H40V122H39ZM43 120V121H42ZM53 120V121H52ZM117 120H118V122H117ZM123 120L125 121L124 123H123ZM133 120H134V122H133ZM135 120H136V122H138V123H136L135 122ZM159 120H163V122H161V121H159ZM187 120V121H186ZM49 121H51V123L49 122ZM55 121H56V123H55ZM68 121V122H67ZM72 122V121H74L73 123H75V124H73V123H69V122ZM140 121V122H139ZM150 122L152 121V122H154V118L152 117V120H149ZM165 121V122H164ZM178 121H179V123H180V125H181V127L184 125L185 126V122H186V126L185 127H182V128H179L180 126H179V124H178ZM192 121V120H191ZM50 124H49V123ZM52 122H53V124H52ZM113 123V126H112V123ZM121 122H122V124H121ZM149 122V123H150ZM7 123V124H6ZM40 123V124H39ZM45 123V124H44ZM68 123V124H67ZM116 123H117V126H116ZM127 123V124H126ZM136 125H135V124ZM177 123V124H176ZM43 124H44V127H43ZM57 124V125H56ZM121 126H120V125ZM140 124V127L138 126V128H140L139 130L138 129H136L137 128V125H139ZM141 124H143L142 126H141ZM169 124H170V128H168L169 127ZM188 124V125H187ZM56 125V126H55ZM70 125H72L73 127H78V128H71L72 126H70ZM75 125V126H74ZM78 125V126H77ZM131 125H135L134 127L133 126H131ZM163 127H161V126ZM168 125V126H167ZM46 126H48V128L46 127ZM58 126H59V128H58ZM65 126V127H66ZM120 126V127H119ZM179 126V127H178ZM8 127V128H7ZM51 127H53V129H50ZM55 127H56V129H55ZM130 127H131V129H132V131L130 130ZM133 127V128H132ZM136 127V128H135ZM166 127V128H165ZM60 128H62V129H60ZM71 128V129H70ZM116 128H118L117 129V131H116ZM135 128V129H134ZM173 128H174V130H173ZM46 129V130H45ZM59 129V130H58ZM63 129H64V131H63ZM70 129V130H69ZM108 129V130H107ZM112 129H113V131H112ZM122 129H123V131H122ZM126 129H128V130H126V131H128V132H131V135H133V137L131 136V135H127L128 134V132H127V134H126V132H124ZM180 129V130H179ZM52 130V131H51ZM55 130V131H54ZM61 130V131H60ZM136 130V131H135ZM163 130H164V132H163ZM173 130V131H172ZM181 131V132H178V131ZM49 131V132H48ZM54 131V132H53ZM70 131H71V133H70ZM114 131H116V132H114ZM137 132V133H135V132ZM140 131V132H139ZM168 131V132H167ZM48 132V133H47ZM60 134H59V133ZM65 132V133H64ZM162 132H163V134H162ZM177 132H178V134H177ZM264 132V131H263ZM52 133H54V134H52ZM107 133V134H106ZM110 133H112V136H111V134ZM119 133H121V134H118ZM168 133V134H167ZM56 134L58 135V136H56ZM115 134V135H114ZM122 134H124V135H122ZM130 134V133H129ZM165 134V135H164ZM176 134H177V136H176ZM180 134V135H179ZM126 135V136H125ZM171 137H170V136ZM175 135V136H174ZM264 135V133H262V136ZM67 136H65V137H67ZM120 136H123V137H120ZM169 136V137H168ZM59 137V138H58ZM105 137V138H104ZM114 137V138H113ZM129 137V138H128ZM132 137V138H131ZM165 137V138H164ZM169 139H168V138ZM47 138V139H46ZM54 138V140H57V138H58V140L57 141H55L56 143H57V145L56 146H54L56 143L54 142V140H52ZM107 138V139H106ZM264 138V137H263ZM46 139V140H45ZM51 139V140H50ZM61 139V140H60ZM118 139V140H117ZM174 139H175V141H176V143H175V141H174ZM60 140V141H59ZM114 140V141H113ZM122 140H124V142L122 141ZM131 140L129 141V142H131ZM170 142H169V141ZM43 141V142H44ZM105 141V142H104ZM108 141V142H107ZM158 141V142H159ZM173 141H174V143H173ZM114 142V143H113ZM116 142V143H115ZM122 142H123V144H122ZM261 142V143H260ZM49 143H51V144H49ZM54 143V144H53ZM59 143V144H58ZM108 143V144H107ZM113 143V144H112ZM120 143V144H119ZM250 143H256V144H252V146H249L248 147V150H249V148H250V150H252V149H255V148H258L257 146H261V144L262 143H264V139H263V141H261V140H258V139H253V140H251L250 141ZM258 143H260V145H258ZM49 145V147H50V149L49 148H47L46 149V146H48ZM102 144V145H101ZM107 144V145H106ZM110 144V145H109ZM161 144L163 145V146H161ZM44 145V146H43ZM46 145V146H45ZM120 145V146H119ZM123 147H122V146ZM106 146H109L108 148L106 147ZM255 146V147H254ZM57 149H56V148ZM107 148V152L109 151V150H111V153L110 154H108L107 155V152H106V149H104V148ZM121 147V149H119V148ZM160 147H162L160 150H159V148ZM41 148H43V149H41ZM44 148L46 149V151L47 150H49V151H47V153L45 152H42L41 150H43L44 151ZM115 148V149H114ZM118 148V149H117ZM145 148V145L141 148V149H144ZM154 150V151H153ZM158 150V151H157ZM118 151V152H117ZM39 152V153H38ZM41 152V153H40ZM49 152V153H48ZM53 152V153H54ZM98 152H100V153H98ZM116 154H115V153ZM149 152H151V153H149ZM17 153V154H16ZM39 155H38V154ZM44 153V154H43ZM51 153V154H50ZM117 153H118V156H117ZM106 155V156H104V155ZM112 154H113V156H112ZM25 155V156H24ZM35 155V156H34ZM36 155H38V156H36ZM41 155V156H40ZM42 155H43V160L41 159L42 158ZM45 155V156H44ZM148 155V156H147ZM154 155H157L158 157H151V156H154ZM30 156V157H29ZM104 156V157H103ZM116 156H117V158H116ZM137 155H135V157H136ZM184 156H187V155H184ZM22 157V158H21ZM34 157V158H33ZM37 157V158H36ZM103 157V158H102ZM212 157H214V156H212ZM20 158V159H19ZM33 158V159H32ZM40 158V159H39ZM145 158V159H144ZM159 158V160H161V161H159V160H157ZM36 159V160H35ZM93 159V158H92ZM154 160H156V162L154 161ZM21 161V162H20ZM28 161V162H27ZM36 161V162H35ZM39 161V163L40 164H36L37 162ZM121 160H119V161H117L116 163H115V168L116 169H118V170H121V171H125L126 170V168H124V166H125V164L122 162ZM157 161H159V162H157ZM211 161V160H210ZM163 162V163H162ZM25 163H30V164H32V166H29V164H25ZM145 163V164H144ZM157 163H159V164H157ZM161 163V164H160ZM22 164H23V166H22ZM154 164V165H153ZM169 164H170V166H169ZM232 164V166L234 165L233 163H231ZM21 165V166H20ZM36 165H37V167H36ZM123 165V166H122ZM142 165H144V166H142ZM146 165V166H145ZM164 165V166H163ZM208 165H210L209 163L207 164V166L205 165H203V167L202 166H200L199 167V171L195 174V173H190V174H192L191 175V177H190V181H191V183H193V187H192V192L194 191V188L196 189L197 187H198V183H200V177H199V174L200 173H202V172H205V168H206V171H207V167H208ZM33 166H35V167H33ZM160 166H161V169H160ZM229 166H231V165H229ZM228 165L226 166V167H223V168H221L220 170H219V174H218V178L217 179H219L218 181H220L218 184H216L215 186H214V188L215 189H217V187H218V189H217V193H218V199H219V204L222 206V207H226V206H230L231 205V203L232 202H234L235 201V199L231 196V194H233V193H236V192H241L240 190H245L246 191V189L248 190L249 189V187H252V188H250V189H256V190H260V191H262L261 193H259V195H260V202L262 203H260V209L259 210H256V211H253L252 212V214L253 215H251V217L252 218H254L253 220H252V222H250L248 225H249V227H251L252 225H253V227L251 228V230L253 231V233H255L256 232V230H257V227H258V231L256 232V234H259L258 235V238H256L255 239V237L257 236H255V234L253 235V233H252V231L251 230H249L250 228L248 227V226H246V228H245V225H246V223H245V225H241V226H238L237 228H239V229H237L236 228V230H238V231H236L235 230V232H234V237L233 236H231L230 238H228L227 239V247H228V253L230 254H232L231 255V257L232 258H235V257H237L239 254H244V252H245V254L244 255H249L250 253L252 254V251L253 250H255V249H257L259 246V244H260V247H263L264 246V243H263V241H264V225L262 224V223H264V187L261 185V182L258 180V178H256V176H254V173H250L244 180H242V181H233V180H228V181H224L223 179H225V177H224V173H227L228 172V170L226 169V168H228L229 167ZM232 166L231 167H229V170L231 171V168H232ZM86 167H87V165H86ZM86 167L85 166H82V168H81V170L84 168V169H86ZM154 167V168H153ZM156 167V168H155ZM162 167H163V169H162ZM166 168V170H164L165 168ZM170 167V168H169ZM18 168H20V170L19 171H16V170H18ZM138 168H139V166H137L134 170H138ZM158 168V169H157ZM153 169H155V170H152ZM202 169H204V170H202ZM31 170V171H30ZM81 170H80V172H81ZM158 170V171H157ZM161 170V171H160ZM222 170H227V172H224V171H222ZM83 171V170H82ZM151 171V172H150ZM164 171V172H163ZM169 171V172H168ZM229 171V172H230ZM15 172H17V174H15ZM157 172H159V174L157 173ZM170 172H171V175H173V176H171L170 175ZM220 172H222V173H220ZM151 173V174H150ZM15 175V177H14V175ZM11 175V176H10ZM21 177H20V176ZM165 175V176H164ZM223 175V177H221ZM225 175H227V174H225ZM254 176V178H253V176ZM168 176L169 177H171V178H168ZM219 176H220V178H219ZM251 176H252V178H251ZM198 177V178H197ZM14 178V179H13ZM191 178H192V180H191ZM250 178V179H249ZM55 178H51V179H49V184L50 183H52L53 181L52 180H54ZM58 179V178H57ZM248 179L250 180V182L248 181ZM255 179H257V181H258V184L257 185H255L254 184V181H256ZM13 182H11V181ZM222 180V181H221ZM252 180H254L253 182H251ZM50 181H52V182H50ZM173 181V182H172ZM257 181H256V183H257ZM10 182V183H9ZM20 182V181H19ZM246 182V183H245ZM248 182V183H247ZM260 182V183H259ZM169 183V184H168ZM19 183H17V184H15V185H18ZM196 184V185H195ZM223 184V185H222ZM247 184H249L248 186V188H246L247 187ZM236 185V186H235ZM238 185V186H237ZM240 185V186H239ZM243 187H242V186ZM195 186V187H194ZM246 186V187H245ZM261 186V187H260ZM10 187H11V189H10ZM42 187H44V188H41ZM45 187H47V188H45ZM152 186H150L149 185V188H151ZM242 188V189H240V188ZM149 188H148V192L150 193V190H149ZM213 188V190H215ZM221 188V189H220ZM232 190H231V189ZM45 190V192H44V190ZM46 189H48V190H46ZM49 189L50 188H48V186H46V185H40L39 186V188L38 187H36L35 188V190L32 192V194L34 193V194H37V195H43V196H48V194L47 193H49L50 191H49ZM225 189H227V190H225ZM230 189V190H229ZM238 190V191H234V190ZM240 189V190H239ZM10 190V191H9ZM222 190H224V192L226 191H228L227 193H222L223 191ZM9 191V192H8ZM38 191V192H37ZM42 191H43V193L44 194H41L42 193ZM117 191V194H115L116 192L114 191V193H113V195H112V193L109 191V192H105V197L107 196L108 198H109V200L110 201H107V203H105V207H104V212H107L108 210H110V211H112L113 212V210L115 209V208H117L118 209V207H119V199L117 198V197H119V194L122 192V190H116ZM118 191H121V192H118ZM182 190H180V189H178L177 187H173V189H172V192H174V194H176V195H180V194H186V191L185 192H181ZM234 191V192H233ZM37 192V193H36ZM47 192V193H46ZM190 192V191H189ZM220 192V193H219ZM244 192V191H243ZM111 195H110V194ZM180 193V194H179ZM263 193V194H262ZM50 194V193H49ZM118 195V196H117ZM112 197V198H111ZM263 197V198H262ZM221 199V200H220ZM134 201H135V199L134 198H131L130 200H128V202H127V204H125V205H123V207L125 208V207H128V206H133V205H135L134 204ZM221 201H222V203H221ZM110 202V203H109ZM117 202V203H116ZM107 204V205H106ZM110 205V207H109V205ZM111 204H114V205H111ZM115 204H117V206H115ZM223 204V205H222ZM227 204V205H226ZM111 206H112V209H111ZM144 206V207H143ZM113 207H114V209H113ZM171 207V208H170ZM174 209H173V208ZM75 208V209H74ZM109 208V209H108ZM141 208L142 209H138L136 212H129V214L127 215V219L129 218H132V219H128L127 220V225H128V227H132L133 225V227H132V229H135V230H137V231H139V232H141L142 234H144V232H147V233H149V231H150V233L151 234H153V229H151L152 227L150 226L151 224H152V222H150V219H153L152 217H153V215L154 216H156L155 214H156V212H155V210L153 209V206H151V203H150V201H149V203L148 202H146L145 203V205H141ZM144 208V209H143ZM145 208H146V210H145ZM188 208V209H187ZM77 208H76V206L75 207H73V208H71V210L70 209H68V211L66 210L65 211V213L68 215L69 214V216H67L66 214L64 215V216H66V217H64L63 216V219L61 218V220L62 221H64V220H66V219H69V218H73V217H76L77 215V213L78 212H76L77 210H76ZM108 209V210H107ZM116 209V210H117ZM165 209V210H164ZM73 210H74V212H73ZM116 210H114V211H116ZM151 211V213H150V211ZM182 210V211H181ZM184 210V211H183ZM186 210V211H185ZM261 210H263V211H261ZM72 213H71V212ZM165 211V212H164ZM170 211V212H169ZM178 211V212H177ZM76 212V213H75ZM141 212V213H140ZM143 212H144V214H143ZM159 213H157V216L159 217V219L161 220V222L164 224L163 226H166V230H168L169 231V229L171 230V232L173 233V237H172V244H175V243H177V244H179L178 243V241H179V239H181L180 240V243L182 244V243H184V242H186L187 243V240H188V234H187V232L189 233V232H191L192 230H196V229H198L200 232H199V235H198V239H197V242H200V240H201V237L203 238V234H210L211 232V234L212 235H217L218 234V231L216 230V229H218V227H217V222H213L212 221V218H210V217H208V216H199L198 214H196L195 213V211L194 210H191V208H189L188 206H186V205H183V204H181V205H171L170 203H166L165 204V206L164 207H162V209H159V211H158ZM176 212V213H175ZM75 213V214H74ZM154 213V214H153ZM161 213V214H160ZM165 215H164V214ZM184 213V214H183ZM146 214V215H145ZM159 214V215H158ZM174 214V218H172L173 215ZM193 214V215H192ZM73 215V216H72ZM146 217H145V216ZM151 215V216H150ZM163 215V216H162ZM180 215V216H179ZM197 216V217H195V216ZM133 216H136L135 218H136V220L137 221H139L138 219H140V222H138V223H136L137 221L135 220V218L133 217ZM138 216V217H137ZM172 216V217H171ZM182 216H183V218H182ZM262 216H263V218H262ZM68 217V218H67ZM162 217V218H161ZM163 217L167 220H165V219H163ZM195 217V218H194ZM250 217V218H251ZM138 218V219H137ZM185 218V219H184ZM190 218H192V220L190 219ZM207 218H208V220H207ZM174 219V220H173ZM206 219V220H205ZM210 219V220H209ZM148 220V221H147ZM162 220H165L164 222L162 221ZM205 220V221H204ZM260 220V221H259ZM146 221V222H145ZM173 221V222H172ZM207 221V222H206ZM211 221H212V223H211ZM256 221H257V223H256ZM149 222V223H148ZM169 222V223H168ZM202 222V223H201ZM208 222H210V224L208 223ZM131 223V224H130ZM139 223H141V224H139ZM180 223V224H179ZM182 223V224H181ZM205 223V224H204ZM256 223V224H255ZM261 223V224H260ZM131 226H130V225ZM142 224H145V225H143L144 226V228H143V226H142ZM149 224V225H148ZM185 224V225H184ZM187 224H189V226L187 225ZM191 224V225H190ZM200 226H199V225ZM202 224H203V226L205 227H203L202 226ZM140 227H139V226ZM177 225V226H176ZM180 227H179V226ZM193 225V226H192ZM199 227H198V226ZM136 226V227H135ZM148 227V229H145L146 227ZM187 226V227H186ZM138 227V228H137ZM151 227V228H150ZM197 227V228H196ZM241 227V228H240ZM140 228H141V230H140ZM190 228V229H189ZM204 228V229H203ZM144 229V230H143ZM151 229V230H150ZM175 229V230H174ZM181 229V230H180ZM192 229V230H191ZM146 230V231H145ZM148 230V231H147ZM174 230V231H173ZM217 231V232H216ZM244 231V232H243ZM247 231V232H246ZM182 232V233H181ZM245 232H246V234H245ZM147 233H145V234H147ZM238 233H241V234H239V236H236V234L238 235ZM248 233V234H247ZM186 234V235H185ZM245 234V235H244ZM263 234V235H262ZM248 235V236H247ZM250 235V236H249ZM253 235V236H252ZM261 235V236H260ZM47 237H48V241L51 243V244H53V241H54V243L56 242V241H58L60 238H59V235H56V233H54V234H47L46 235ZM93 236V235H92ZM184 236H186V237H184ZM246 236V237H245ZM81 237H82V239L83 240H86V241H88V240H90V239H88V238H86L85 236H84V238H83V235H81ZM182 237H183V239H182ZM245 237V238H244ZM56 238V239H55ZM187 238V239H186ZM234 238V242H232V239ZM236 238V239H235ZM158 239V238H157ZM177 239V240H176ZM231 241H230V240ZM183 240V241H182ZM250 240V241H249ZM107 241H109V242H107ZM119 239H115V240H110V239H107L106 238V243H105V241H104V243H102L101 244V247H103V248H101L100 247V249H101V251L99 252H97V253H95L94 255H95V257H94V255L92 256H89V257H93L92 259L90 258V259H88L89 257H86V258H84L82 261H81V264H82V262H83V264H92L91 262V260H93V259H95V258H97V257H99V255L103 258H106L107 257V253L109 254V252L111 251V249L113 250V248L114 247H118L119 246ZM177 241V242H176ZM113 242V243H112ZM115 242V243H114ZM118 242V243H117ZM175 242V243H174ZM242 242L244 243V244H242ZM66 243L70 246V247H72L71 248V252H73V255L75 254L74 252H76L77 251V249L76 248H73V245H76L77 244V242H72V240H66ZM111 245H110V244ZM153 242L152 241H150V243L148 244L149 246H148V248H150L151 249V251H152V247H151V245L153 246V244H152ZM230 243V244H229ZM248 243H250V244H248ZM104 244V245H103ZM106 244H107V246H106ZM114 244V245H113ZM116 244V245H115ZM240 244H242V246L240 245ZM180 245V244H179ZM247 245H249V247H247ZM104 246L105 247H107V249H109L108 251L109 252H106V250H105V248H104ZM108 246H111L112 248H110V247H108ZM230 246L232 247V249L230 248ZM256 246V247H255ZM76 247V246H75ZM255 248V249H254ZM75 249V250H74ZM150 249H148V251H150ZM74 250V251H73ZM231 250V251H230ZM252 250V251H251ZM150 251V252H151ZM197 250L196 249H192V250H190L187 254L188 255H183L182 257H180L179 258V260H174V263H175V261L177 262V261H181V260H183V261H185V260H188L189 259V257H186V256H190L189 255V253L191 254V256H193V258H195V255L197 254V252H196ZM248 251H250V252H248ZM192 252H194L193 254H192ZM247 253V254H246ZM71 254V253H70ZM102 254H104V255H102ZM235 254V255H234ZM72 255V254H71ZM234 256V257H233ZM192 257L190 258V259H193ZM88 260H90L91 262H89V263H87L86 261ZM85 261V262H84ZM174 263H172V264H174Z\"/></svg>",
	"mask_w": 264,
	"mask_h": 264
}]
</instances>
